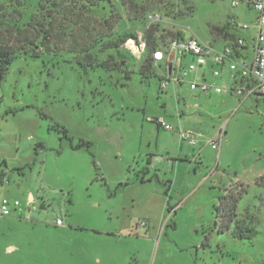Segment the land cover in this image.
<instances>
[{
	"label": "rangeland",
	"instance_id": "obj_1",
	"mask_svg": "<svg viewBox=\"0 0 264 264\" xmlns=\"http://www.w3.org/2000/svg\"><path fill=\"white\" fill-rule=\"evenodd\" d=\"M22 1L0 0V17L26 21L35 0ZM108 2L119 33L159 23L218 45L212 28L248 41L258 16L231 0H143L150 12L134 21ZM139 63L127 80L51 52L16 57L0 75V201L11 203L0 264H264V96L161 91V71L143 82ZM245 226L255 236L236 238Z\"/></svg>",
	"mask_w": 264,
	"mask_h": 264
},
{
	"label": "trees",
	"instance_id": "obj_2",
	"mask_svg": "<svg viewBox=\"0 0 264 264\" xmlns=\"http://www.w3.org/2000/svg\"><path fill=\"white\" fill-rule=\"evenodd\" d=\"M16 6H22V0H8ZM31 1V0H29ZM143 0H120L125 11L133 14L134 21H141L150 12L148 3ZM9 6H12L9 5ZM108 0H35L34 14L26 21L23 15L17 18L0 17V75L16 57L40 58L43 53L71 56L81 68L102 69L106 72L124 71L125 79H130V62H140L137 73L143 82L154 75L152 55L156 50H165L170 43L183 40L179 32L160 29L156 23L144 27L142 39L145 50L137 60L125 48L127 41L136 39L132 32L119 33L116 30L119 16L110 10ZM14 10L13 12H16ZM213 36L223 40H232L236 35L223 28H212ZM67 41V48L60 44ZM62 46L58 48L59 44ZM69 46V47H68ZM160 77V83L162 81ZM160 88V85H159ZM89 148V144L78 145ZM236 215H229L228 222ZM256 234L254 228L245 226L234 233L239 239H252Z\"/></svg>",
	"mask_w": 264,
	"mask_h": 264
},
{
	"label": "built area",
	"instance_id": "obj_3",
	"mask_svg": "<svg viewBox=\"0 0 264 264\" xmlns=\"http://www.w3.org/2000/svg\"><path fill=\"white\" fill-rule=\"evenodd\" d=\"M239 3H244L258 13L251 38L247 41L235 36L232 40H220L221 45L217 44L219 40L204 43L198 38H190L174 41L165 50H156L152 59L154 67L161 71L163 78L160 83L161 91L171 83L176 87L187 84L190 91L204 95L233 92L245 98L253 95L264 96V0H231L232 6ZM240 29L249 31L251 26L242 25ZM125 48L139 60L145 50L142 35L139 34L136 39L127 41ZM183 60L186 61L184 66ZM224 71L228 72L233 87L221 86L217 82L222 79ZM193 107L196 108L197 105ZM148 121L156 123L165 131L173 130V127L164 120ZM218 135L220 140L223 135L221 130ZM179 137L189 146L197 144L190 132H180ZM209 143L212 149L219 147V143L213 141ZM17 206L19 203L15 201L13 207ZM10 214L11 203L3 199L0 201V217H8ZM57 224L61 225V222L57 221Z\"/></svg>",
	"mask_w": 264,
	"mask_h": 264
},
{
	"label": "crops",
	"instance_id": "obj_4",
	"mask_svg": "<svg viewBox=\"0 0 264 264\" xmlns=\"http://www.w3.org/2000/svg\"><path fill=\"white\" fill-rule=\"evenodd\" d=\"M224 72H225V71H224ZM207 79L210 80L209 77H207ZM222 79H223V75H222ZM219 80H220V79H219ZM200 95H204V94H200ZM212 95H213V96H222V95H224V94H221V95L210 94V95H207V96H212ZM180 115H183V113L180 112ZM14 211H15V209H14Z\"/></svg>",
	"mask_w": 264,
	"mask_h": 264
}]
</instances>
